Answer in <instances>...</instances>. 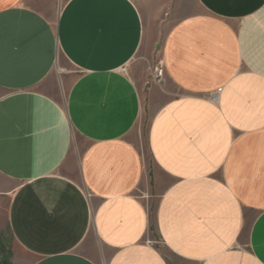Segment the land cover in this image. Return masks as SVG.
Masks as SVG:
<instances>
[{
    "label": "crops",
    "instance_id": "crops-1",
    "mask_svg": "<svg viewBox=\"0 0 264 264\" xmlns=\"http://www.w3.org/2000/svg\"><path fill=\"white\" fill-rule=\"evenodd\" d=\"M0 264H264V0H0Z\"/></svg>",
    "mask_w": 264,
    "mask_h": 264
},
{
    "label": "rangeland",
    "instance_id": "rangeland-1",
    "mask_svg": "<svg viewBox=\"0 0 264 264\" xmlns=\"http://www.w3.org/2000/svg\"><path fill=\"white\" fill-rule=\"evenodd\" d=\"M161 67V65L159 64V68ZM162 68V67H161ZM129 71V70H128ZM151 72V71H150ZM155 72V68L153 69V73ZM154 77V76H153ZM163 77H164V71H162V74L160 77H158V74H157V79H156V83H161L162 80H163ZM155 78V77H154ZM146 123H147V120H146ZM145 129V128H144ZM143 140L144 142H146V133H145V130H144V135H143Z\"/></svg>",
    "mask_w": 264,
    "mask_h": 264
},
{
    "label": "built area",
    "instance_id": "built-area-1",
    "mask_svg": "<svg viewBox=\"0 0 264 264\" xmlns=\"http://www.w3.org/2000/svg\"><path fill=\"white\" fill-rule=\"evenodd\" d=\"M162 71H163V69L161 67L155 68V72L153 73V76L155 77L154 79H157V74H158V77H160L162 74Z\"/></svg>",
    "mask_w": 264,
    "mask_h": 264
}]
</instances>
